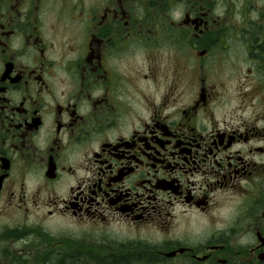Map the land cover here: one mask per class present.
<instances>
[{"label": "flooded vegetation", "instance_id": "obj_1", "mask_svg": "<svg viewBox=\"0 0 264 264\" xmlns=\"http://www.w3.org/2000/svg\"><path fill=\"white\" fill-rule=\"evenodd\" d=\"M89 261L264 264V0H0V264Z\"/></svg>", "mask_w": 264, "mask_h": 264}, {"label": "rangeland", "instance_id": "obj_2", "mask_svg": "<svg viewBox=\"0 0 264 264\" xmlns=\"http://www.w3.org/2000/svg\"><path fill=\"white\" fill-rule=\"evenodd\" d=\"M145 239H146V236L143 233L142 234H138V243L139 244H143ZM139 246H143V245H139ZM102 254H98L97 256H100ZM98 260H99V257H95V259H91L90 261H98ZM90 261H89V263H91V264H98V262L93 263V262H90ZM136 264H156V263H147V262L146 263H142V262L138 261Z\"/></svg>", "mask_w": 264, "mask_h": 264}]
</instances>
